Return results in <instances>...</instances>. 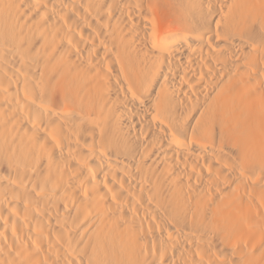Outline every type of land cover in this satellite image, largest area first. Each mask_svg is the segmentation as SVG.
Segmentation results:
<instances>
[{"label":"bare ground","instance_id":"1","mask_svg":"<svg viewBox=\"0 0 264 264\" xmlns=\"http://www.w3.org/2000/svg\"><path fill=\"white\" fill-rule=\"evenodd\" d=\"M0 264H264V0H0Z\"/></svg>","mask_w":264,"mask_h":264}]
</instances>
